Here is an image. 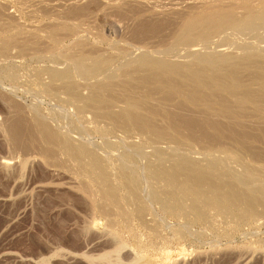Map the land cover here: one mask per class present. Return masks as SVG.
Here are the masks:
<instances>
[{"label":"rangeland","instance_id":"374dc122","mask_svg":"<svg viewBox=\"0 0 264 264\" xmlns=\"http://www.w3.org/2000/svg\"><path fill=\"white\" fill-rule=\"evenodd\" d=\"M262 2L0 0V24L4 25L0 27H5L0 28V264H264V23L257 30L246 32L226 27L224 29L227 30L214 32L215 35H210L212 37L206 41L191 40V44L178 45L173 48H176L174 51H169L165 45L172 43V37H169L173 36L171 32L179 28L190 14L207 13L209 8L224 7L235 12L237 17H242L249 9L246 7L248 3L251 8L260 11L259 8L264 5ZM54 28L58 32L55 38L51 34ZM9 39L14 41V46L10 43V48L5 44ZM162 39L163 42H160ZM193 51L198 56L212 54L217 57L224 53L236 57V61L243 66L239 77L245 82L237 97H244L245 102H237V98L231 96L235 94L227 91H219L218 95L222 100L219 102L227 105L228 109H221L225 106L219 102L198 107L185 97H170L166 101L164 97L170 94L169 89L163 88L165 93L169 92L164 96L162 88L151 84L140 85L136 81L134 90L138 93L133 88L132 92L137 97L140 93L141 96H152L150 108L156 106L153 108L157 109L159 105L162 113L171 116L170 112H175L182 121L184 119L178 123L183 134L177 133L176 137L158 139L150 134L145 135L137 128L133 129L134 126L131 128V125L114 123L110 117L98 116L100 113L96 108L88 104L86 106L89 107H84V102L81 104L78 101V104L71 99L72 93L84 99L86 96L87 99L92 92L95 93L94 88L98 83L118 82L110 92L103 91V95L109 94L107 98L116 100L112 110L119 113L126 107L124 97L128 91L123 93L126 89L121 85L127 80L126 75L137 74L139 78L144 73L146 76L152 72L149 68L150 72L147 68L134 71L133 62L146 56L152 57V60L156 57V60L193 64L197 59ZM251 52L254 54L250 56ZM81 53L89 55L90 59H107L110 64L91 78L82 76L68 58L69 54L79 56ZM262 62L263 66H260ZM244 63H251V66L248 65L251 68L244 66ZM128 69L133 72L127 74ZM53 70L65 72L66 76L57 80L52 77ZM128 81V84H133V80ZM71 83H75L78 90ZM69 84L72 88L74 86V90L68 88ZM136 84L146 88L136 89ZM150 85L161 94L152 91L153 87V94H150ZM148 88L149 91L145 90ZM153 96L155 98L152 100ZM256 98L260 100H254ZM179 99L181 102L182 99L183 102L186 100V104L182 106L183 102H177ZM218 99L215 97L214 101ZM223 99L227 100V104ZM161 100L164 105L160 104ZM175 102L181 103V108L177 105L179 107L176 109ZM149 103L145 108H149ZM189 114L193 116L190 120L195 125L207 120V126L201 124L205 127L202 128L189 122L194 129L192 131L184 118H188ZM173 115V119L180 120ZM37 116L62 137H67L75 145L84 146L102 159L107 168L102 167L101 170L109 171H106L110 174L107 175L108 184L114 185L115 193L118 192L115 199L121 208L116 203L111 205L107 199L110 205L105 203V184L99 183L102 182L99 169L78 166L82 164L56 146L53 148L57 150L52 149L56 151V157L52 151V155H44V145L46 149L47 144L39 136L35 140L31 138L38 133L37 125H34ZM20 119L22 125L19 124ZM155 120V125L164 126L166 123L162 116L159 119L155 117ZM175 121H172L173 124ZM207 122L211 123L209 127L210 123ZM12 126L15 130L19 129H16L18 126L26 130L32 126V129H28V135L25 130L24 135L22 127L21 131L13 132ZM7 130L14 133L12 138V132L10 134ZM32 130L37 133L30 134ZM18 133H22L21 138ZM17 134L20 139L18 142L16 136L15 144V140L10 139ZM25 136L31 137L27 139ZM188 137H193V140H187ZM178 138L180 145H177ZM209 144L215 146L211 152L207 151ZM182 158L197 162L206 171H211L212 164L215 165L212 182L224 186L221 191L226 195L223 200L227 202L223 201L219 207L211 206L201 201L202 198L180 196L177 190L175 193L179 195L177 201L180 203L169 200L167 192L173 193L174 188L166 179L154 178L150 172L154 168L170 170ZM126 174L129 177L133 174L138 176L139 199L133 197ZM244 178L247 180L243 181ZM99 189L103 190L102 193ZM232 189L235 190V193L232 192L235 197L231 201L227 194ZM153 191H157L161 197L154 198ZM103 194V197L100 196ZM193 200L198 201L202 215L199 208L198 211L193 209V205H196ZM174 204L176 211H173Z\"/></svg>","mask_w":264,"mask_h":264},{"label":"bare ground","instance_id":"6f19581e","mask_svg":"<svg viewBox=\"0 0 264 264\" xmlns=\"http://www.w3.org/2000/svg\"><path fill=\"white\" fill-rule=\"evenodd\" d=\"M59 1V0H58ZM113 1V0H112ZM122 1V0H121ZM263 0H261V2H262ZM77 2V1H76ZM80 2V1H79ZM113 3V2H112ZM115 3H117V2H115ZM262 3H264V1L262 2ZM1 4V3H0ZM77 4V3H76ZM80 4V3H79ZM176 4V3H175ZM174 4V6H176ZM249 4V3H248ZM247 4V6L246 5H244V6H246V7H248L249 9H247V12H246V14L245 13H243L242 14V17H237L236 15H235V12H232V11H228V10H226L224 7H222V8H219V7H212V8H209V11L207 12V13H202L201 14V12H198V13H194V15H192V14H190L189 16H186V17H188V18H186L185 20H184V22L182 23V24H180V26L179 25H177V26H179V28L177 29V28H174L175 30H173L172 32H171V35H173V36H169V37H172L171 38V42L172 43H169V44H165L166 45V47L169 49V51H170V49L171 50H173V48L174 47H178V45L180 46V45H182V44H184V45H188L189 43L188 42H190L191 40H195V42L196 41H206L208 38L210 39L211 37H209L210 35H215V33L214 32H217V31H221V30H227V29H224V28H226V27H229V28H231V29H234V30H237V31H245L246 32V30H257L258 29V27H262V24L264 23V5H262L263 6V8L261 7V8H259L260 9V11L259 10H257L256 8L254 9L253 7V9L249 6ZM111 5V4H110ZM153 5V4H152ZM173 5V4H172ZM180 5V4H179ZM8 6V5H7ZM243 6V5H242ZM76 7V6H75ZM172 7V6H171ZM259 7V6H258ZM257 7V8H258ZM68 8V7H67ZM174 8V7H173ZM230 8V7H229ZM232 8V7H231ZM242 8H244V7H242ZM151 9H152V7H151ZM158 9V8H157ZM164 9V8H163ZM222 9H225V11L224 10H222ZM69 10V9H68ZM72 10V9H71ZM75 10V9H74ZM73 10V11H74ZM159 10V9H158ZM206 10V9H205ZM204 10V11H205ZM262 10V11H261ZM84 11V10H83ZM83 11H82V13H83ZM233 11H235V10H233ZM4 12V11H3ZM72 12V11H71ZM74 12H76V11H74ZM73 12V13H74ZM85 12V11H84ZM79 13H80V10H79ZM0 14H1V11H0ZM196 14V15H195ZM245 14V15H244ZM71 15H73V14H71ZM76 15H78L79 16V14H77L76 13ZM76 15H75V17H76ZM81 15V14H80ZM146 23V22H145ZM144 23V24H145ZM155 23V22H154ZM141 24V23H140ZM1 25V24H0ZM9 25V24H8ZM64 25V24H63ZM66 25V24H65ZM143 25V24H142ZM149 25V24H148ZM147 25V26H148ZM155 25V24H154ZM264 25V24H263ZM1 26H4V25H1ZM68 26V25H67ZM66 26V27H67ZM153 26V25H152ZM168 26H169V24H168ZM56 27H58L59 28V26H56ZM61 27H62V25H61ZM65 26H63V28H64ZM65 27V28H66ZM73 27V26H72ZM71 27V28H72ZM145 27H146V24H145ZM155 27V26H154ZM175 27V26H174ZM260 27V28H261ZM1 28V27H0ZM3 28H5V27H3ZM3 28H1V29H3ZM69 28V27H68ZM75 28V27H74ZM139 28V27H138ZM137 28V29H138ZM259 28V29H260ZM51 29H53V28H51ZM56 29L57 28H54V30H52V32H51V34H52V36L55 38V37H57L56 35L58 34V32L56 31ZM136 29V30H137ZM230 29V30H231ZM61 30H62V28H61ZM68 30V29H67ZM71 30V29H70ZM69 30V31H70ZM72 30H73V28H72ZM139 30V29H138ZM177 30V31H176ZM233 30V31H234ZM51 31V30H50ZM65 31V30H64ZM140 31V30H139ZM176 31V33L175 34H173V32H175ZM223 31V32H224ZM65 32H67V31H65ZM136 32V31H135ZM134 32V33H135ZM138 32V31H137ZM222 32V33H223ZM57 33V34H56ZM140 33V32H139ZM20 34V33H19ZM50 34V33H49ZM153 34V33H152ZM217 34V33H216ZM220 34V33H219ZM18 35V34H17ZM23 35V34H22ZM60 35V34H59ZM58 35V36H59ZM139 35V34H138ZM51 36V35H50ZM162 36H164V35H162ZM17 37H13L12 39H16ZM53 38V39H54ZM61 37H59V39H60ZM163 38V37H162ZM164 38H165V36H164ZM163 38V39H164ZM19 39V38H18ZM58 39V40H59ZM163 39H162V41H160V42H163ZM10 40V39H9ZM8 40H6L5 41V44L6 45H8V48H10L9 47V45H10V43H13L14 41L12 40H10L9 42H7ZM16 41V40H15ZM19 41V40H18ZM57 41V40H56ZM55 41V42H56ZM165 42V41H164ZM3 43V42H2ZM19 43H20V41H19ZM27 42L25 41V45H27L26 44ZM33 43H35V42H33ZM188 43V44H187ZM160 44L161 43H159V46H160ZM190 44H191V42H190ZM3 45H4V43H3ZM2 45V46H3ZM23 45V44H22ZM30 45V44H29ZM31 45H32V43H31ZM13 46H14V43H13ZM18 46V45H17ZM33 46V45H32ZM32 46H28V47H32ZM34 46H35V44H34ZM146 46V45H145ZM148 46V45H147ZM162 46V45H161ZM4 47H5V45H4ZM4 47H1V49H3ZM23 47H24V45H23ZM21 47V49L22 50H24V51H26L24 48H27V46L26 47ZM144 47V46H143ZM153 47V46H152ZM165 47V48H166ZM192 47V46H191ZM194 47V50H195V46H193ZM163 48V47H162ZM164 48V49H165ZM166 48V49H167ZM175 48V49H176ZM190 48V47H189ZM196 48H197V46H196ZM52 49V48H51ZM147 49V48H146ZM174 49V50H175ZM198 49V48H197ZM4 50V49H3ZM27 50H28V48H27ZM149 50V49H148ZM173 50V51H174ZM188 50H191V49H188ZM192 50H193V48H192ZM224 50V49H223ZM5 52H6V50H4ZM51 51V50H50ZM164 51H166V50H164ZM10 52V51H9ZM162 52H163V49H162ZM167 52V51H166ZM165 52V53H166ZM172 52V51H171ZM171 52L169 53V54H171ZM195 51H193V55H197V52L196 53H194ZM2 54H3V52H1ZM187 53V52H186ZM189 53V52H188ZM191 53V52H190ZM248 53V52H247ZM257 53V52H256ZM256 53H255V57L257 56L256 55ZM144 54V53H143ZM151 54V53H150ZM192 54V53H191ZM250 54H254V53H249V55ZM262 54V53H261ZM78 55V54H77ZM152 55V54H151ZM166 55V54H165ZM196 55H195V58H197L196 60H195V63L193 62V64L191 63V64H185V63H176V62H170V60H168V59H165V60H161L160 58V60H158V58H157V60H156V57L154 58L153 57V59L154 60H152V57H146V56H144V57H142L140 60H138L137 62H133L132 63V66L134 65V71L135 70H138V69H140V70H142L143 68H147V70H148V68H149V70H151L152 72H151V74L149 73L148 75L146 74V76H145V73H144V75H142V76H144V77H139V78H137V74L135 75L134 74V76H136V78L132 75L131 76V74L129 73V72H133V70L132 71H130V69H128L129 71L127 72V74L128 75H126L128 78H127V80L125 81V80H123V81H125L124 83H122L121 85H122V87L123 88H125L126 89V91H124L123 90V93H125L126 94V92H127V94L125 95V97H124V100H125V104H126V107L125 108H122V111L121 112H119V113H115L113 110H112V104H113V102H115L116 100L114 99V98H107V96L109 95H103L104 94V92L103 91H106V93L107 92H110V89H113L114 88V84H115V82L112 84V82H110L109 81V83H108V81L105 83L104 82V84L103 83H98V84H96L95 85V88H94V86H93V88L94 89H96L95 90V93H93L92 91V93H91V95H93L92 97H91V95H89V97H87V99H86V96H85V99L84 98H82V96L80 95V97L78 96V95H75V93H74V95H73V93H72V98L71 99H74L75 101H77V103H78V101H81V104H83L82 102H84V107H89V106H86V104H88V105H91L92 106V108L94 109V108H96V110H97V113L99 114L100 113V115H98V116H102V117H104L105 116V118L106 117H110L111 119H112V121H114V123L116 122V123H121V124H126V126L127 125H131V128H132V126H134L133 127V129H136L137 128V130H139L140 132H142L143 134H145V135H149V136H151L152 135V137H156V138H169L170 139V137H172L173 138V136H175L177 133L179 134L181 131H180V128H178V125L180 124V122H183L184 121V119H183V117H182V119H183V121L180 119L181 117H179L177 114H175V112L174 113H172V112H170V114L169 115H173V114H175V115H173V116H178L179 117V119L180 120H177L176 118H172L171 116H168V115H166V114H164V113H162L161 111H163V110H159V105H158V108L156 109V108H153V107H156V106H152V108H150L151 107V104H152V102H151V104L149 103L150 102V97H152V96H150V95H144L143 94V96H141L142 95V93H140V96L139 97H137L136 95V93L135 92H137L138 93V91H135L134 90V83L137 81V83L139 82L140 83V85L141 84H143L144 86L145 85H149V84H151V85H156L155 87H159V88H162V90L161 89H159V90H161V92L163 91V88H167V89H169V92H170V94H169V92L167 91L165 94H164V96H166V94H169V95H167V97H164V98H167V100L166 99H163V100H166V101H169L168 100V98H170V99H172V98H174V99H176V98H178V97H180V98H186L187 99V101L188 102H190V103H192V104H194V105H198V107L200 106V105H207V106H211V105H216V104H218V102L221 100V97H219V95H218V92L219 91H227V93H230V94H235V95H231V96H234L235 98H237V102H239V103H243V102H245L244 101V97H237L238 96V91L240 90V88L241 87H243V86H245V82L244 81H242L241 80V78L239 77V73H240V71H241V68L243 67L242 66V63H239L238 61H236L237 59H235L236 57H234L233 55H224V53H223V55H218L217 57L215 56L214 57V55H210V54H207V55H200L199 54V56L197 55V57H196ZM210 55V56H209ZM247 55V57H248V59H249V55L248 54H246ZM258 55H259V53H258ZM264 55V54H263ZM263 55L261 56V57H263ZM66 56H67V54H66ZM65 56V57H66ZM69 56L70 57H68V58H70L71 59V62L73 63V66L75 67V69H77L78 70V72L82 75V76H85V77H90V76H95V75H97L98 73H100V71L109 63V61L107 60V59H104V58H91L90 59V56L89 55H86V54H83V53H81V54H79V56H76V54L75 55H73V54H69ZM237 56V55H236ZM251 56V55H250ZM254 56V55H253ZM165 57V56H164ZM244 57V56H243ZM242 57V58H243ZM163 59V58H162ZM170 59V58H169ZM244 59H246V57H244ZM256 59V58H255ZM262 59H264V58H262ZM252 60H254V59H252ZM257 60V59H256ZM133 61V60H132ZM196 61H197V63H196ZM258 61V60H257ZM245 62V61H244ZM248 62H253V61H247L246 63H248ZM71 63V64H72ZM246 63H244V64H246ZM251 63L250 64H246V65H244V66H248V65H250L251 66ZM259 64V62H256V61H254L253 62V64ZM110 64V63H109ZM135 64H137L136 66H135ZM253 64H252V67H254L253 66ZM131 65V63L130 64H128V66H130ZM123 66V65H122ZM128 66H127V68H128ZM250 66H248L249 68H251ZM260 66H263V62H262V64H260ZM136 67V68H135ZM245 68V67H244ZM153 69H155L156 71L154 72L153 71ZM69 70H70V68H69ZM124 70V69H123ZM122 70V72H124ZM139 70V71H140ZM54 71V70H53ZM53 71H52V73H53ZM71 71V70H70ZM144 71V70H143ZM63 72V71H62ZM65 72H63V73H61V72H56V71H54V75H52V77L54 76L55 78H58L57 80H59L60 78L62 79L63 78V76H66V73L64 74ZM102 73V72H101ZM136 73V72H135ZM74 74V73H73ZM124 74V73H123ZM68 76V75H67ZM109 76H111V75H109ZM122 76V75H121ZM53 77V78H54ZM116 77V76H115ZM124 77V76H123ZM65 78V77H64ZM91 78V77H90ZM87 79V78H86ZM126 79V78H125ZM133 80V84L131 83V84H128L129 83V81L128 80ZM56 80V79H55ZM118 80V79H117ZM119 81V80H118ZM122 81V82H123ZM94 82V81H93ZM142 82V83H141ZM76 83V82H75ZM75 83H71L72 85H74ZM118 82H116V84H117ZM55 84V83H54ZM115 84V85H116ZM119 84V83H118ZM121 85H120V87H121ZM130 85H132V86H130ZM149 86V88H150V92H151V87H153V86ZM91 86V85H90ZM136 89L139 87V85H137L136 84ZM65 87H67L66 85H65ZM75 87H76V84H75ZM121 87V88H122ZM262 87L264 88V81L262 82ZM68 88L70 89V88H72L71 87V85L69 84V86H68ZM73 88H74V86H73ZM72 88V89H73ZM77 88V87H76ZM76 88H75V90H76ZM79 88V87H78ZM78 88H77V90H78ZM92 88V89H93ZM132 88H133V90L135 91V92H132ZM139 88H146V87H139ZM138 88V89H139ZM149 88L148 89H145V90H148L149 91ZM154 88V87H153ZM152 88V89H153ZM71 89V90H72ZM156 89H158V88H156ZM56 90V89H55ZM66 90V89H65ZM74 90V89H73ZM72 90V91H73ZM143 90V89H142ZM141 90V91H142ZM144 90V91H145ZM155 90V88L152 90V91H154ZM158 90V91H159ZM165 90V89H164ZM112 91V90H111ZM249 91V90H248ZM56 92V91H55ZM74 92H76V94H79V93H77V91H74ZM132 92V93H131ZM140 92V91H139ZM143 92V91H142ZM155 93H160V92H157V91H154ZM71 93V92H70ZM129 93V94H128ZM136 94V95H135ZM147 94H149L148 92H147ZM150 94H153L152 92L150 93ZM161 94V93H160ZM249 94H251V91H249ZM57 95V94H56ZM123 95V94H122ZM139 95V94H138ZM171 95V96H170ZM172 95H175V96H172ZM71 96V95H70ZM158 96V95H157ZM182 96V97H181ZM111 97H114V96H111ZM123 97H122V99H123ZM141 97V98H140ZM160 97V96H159ZM219 98L218 100H215V101H217V102H215L214 101V98ZM89 98V99H88ZM116 98H118V97H116ZM121 98V97H120ZM155 97L153 96V98H152V100L154 99ZM224 99H225V97H223ZM70 99V98H69ZM68 99V100H69ZM119 99V98H118ZM117 99V100H118ZM223 99V100H224ZM64 100V99H63ZM163 100H161L162 101V103H160V104H162V105H164V103H163ZM213 100V101H212ZM254 100H260L259 98H256V99H254ZM71 101V100H70ZM166 101H165V103H166ZM171 101V100H170ZM177 101V100H176ZM186 101V100H185ZM183 102V99H182V102H183V104H182V106L184 105V104H186V102ZM222 101V100H221ZM220 101V102H221ZM227 100H224V102L227 104V102H226ZM159 102V101H158ZM177 102H181V100L179 99V101H177ZM177 102H175L176 104H174L175 106L174 107H176L177 105H179L180 106V108H181V103H177ZM187 102V103H188ZM219 102V104L220 105H224L225 107H223L222 106V108L221 109H228V106L227 105H225L223 102L222 103H220ZM147 103H149L150 104V106L148 105V109L147 108H145V107H147ZM155 103V102H154ZM236 103V102H235ZM79 104V103H78ZM156 104H158V103H156ZM169 104V103H168ZM115 105V104H114ZM154 105V104H153ZM170 105H171V103H170ZM91 106H90V108H91ZM178 106V107H179ZM83 107V106H82ZM83 107V108H84ZM161 107V106H160ZM178 107H176V109L178 108ZM191 107H192V105H191ZM197 107V108H198ZM155 109V110H154ZM87 110V109H86ZM165 110V109H164ZM93 111V110H92ZM95 111V110H94ZM93 111V112H94ZM99 111V112H98ZM167 111V110H166ZM223 111V110H222ZM169 112V111H168ZM162 113V114H161ZM192 115V114H191ZM97 116V117H98ZM159 116V117H158ZM163 117L164 118V122H166L165 124H164V126H160V124H158L157 123V125H155L156 124V120H155V117L156 118H160V117ZM38 117V116H37ZM190 114H189V116H188V118L187 117H184L185 118V121H188L187 123L186 122H184V123H186V124H188V126L191 124V123H193V122H191V117H192V119H193V116H191L190 118ZM195 117V116H194ZM173 119L174 121H175V119L177 120V121H175V123L173 124V120L171 121V119ZM18 119V118H17ZM187 119V120H186ZM35 120H36V118H35ZM160 120H162V119H160ZM20 121H21V119L19 120V124H20ZM34 121V120H33ZM159 121V120H158ZM193 121V120H192ZM195 121V120H194ZM198 121V120H197ZM205 121H207V120H205ZM204 121V122H205ZM18 122V121H17ZM15 123V124H18V123ZM154 122H155V124H154ZM164 122H162V123H164ZM189 122H191V123H189ZM203 121H202V123H200L199 125H198V123L196 124L197 126H200L201 124L203 125V126H205L204 124H206V122L204 123ZM34 123V122H33ZM179 123V124H178ZM195 123V122H194ZM193 123V125H195ZM207 123H210V122H207ZM185 124V125H186ZM14 125V124H13ZM20 125H22V123L20 124ZM34 125H37L36 127H37V132L35 131V130H32L31 131V133L30 134H32L33 132V134H36V136L34 137H31V136H28V138H32L33 140H35L34 138H36V139H38L39 137H41L42 139L41 140H43L46 144H47V147H49L48 149H47V147H46V149H45V146L46 145H44V152H45V154L44 155H52V153H51V151H52V149L53 150H57V149H54L53 148V146L55 147L56 146V148L58 147V148H61L63 151H65L67 154H69L70 156H72L73 157V159L75 158V160H77V161H79L82 165H78V166H86L87 168L88 167H90V168H92V169H99V171H101L99 174V176H100V178H101V181L102 182H99L100 184L101 183H104L105 185H103L104 186V191L102 190V189H99V190H101V193H102V191H103V193L105 194V197L106 198H104V200L106 201V199L107 200H109L110 201V203H111V205H113L112 203H116V199L115 198H117L118 196V192L117 193H115L116 192V190L114 189V185H113V187H112V185L111 184H108V174L106 173V171L103 169V170H101V168L103 167V168H107L106 167V165H104L103 164V162H102V159H99L98 157H96V155H94V153L93 152H91V151H89L87 148H84V146H81V145H75V144H73L72 142H70L68 139H67V137L66 138H64V137H62L63 135L62 134H59V133H57L55 130H52V128H50L47 124H46V122H44V120H42V119H40L39 117L37 118V121H35V124ZM159 125V126H158ZM182 125V124H181ZM184 125V124H183ZM195 125V126H196ZM202 125H201V127H202ZM211 125V123L210 124H208V127ZM215 125V124H214ZM25 127L24 128H27L26 126L27 125H24ZM180 126V125H179ZM194 126V127H195ZM206 126H207V124H206ZM20 127H22V126H18V127H16V129H18L19 131H21L20 129H22V128H20ZM190 127L193 129V126H191L190 125ZM9 128H10V126H9ZM15 127L14 126H12L11 127V130L13 129V132H14V129ZM22 129V130H24V135L26 134L25 132L27 131V134L26 135H28V129L29 128H31L32 129V126L31 127H29L27 130L26 129ZM130 128V130H132ZM189 128V127H188ZM190 128V129H191ZM202 128H205V127H202ZM207 128V127H206ZM33 129H35V127H33ZM18 130H15V131H17L18 132ZM26 130V131H25ZM8 131V130H7ZM10 131V130H9ZM9 131H8V133H9ZM191 131V130H190ZM190 131L188 132V133H190ZM192 131H194V129L192 130ZM191 131V132H192ZM11 132L12 131H10V134H11ZM12 132V134H11V138H12V136H13V133ZM36 132V133H35ZM139 132V133H140ZM19 134V137L21 138V135H22V133H21V135H20V133H18ZM18 134L17 135H15L14 136V138L13 139H10V140H15V138H16V136L18 137ZM141 134V133H140ZM177 134V135H178ZM180 134H183V132H181ZM23 135V136H24ZM195 135V134H194ZM39 136V137H38ZM180 136V135H179ZM189 136V135H188ZM190 136H192V133H191V135ZM18 137V142H19V138ZM26 138H27V136H25ZM176 137V136H175ZM174 137V138H175ZM184 138L186 137V136H183ZM193 137H195V136H193ZM193 137H191V138H193ZM27 138V139H28ZM151 138V137H150ZM149 138V139H150ZM156 138H155V140H156ZM171 138V139H172ZM191 138H187V140L188 139H191ZM196 138V137H195ZM71 139V138H70ZM152 139H154V138H152ZM151 139V140H152ZM17 140H15V144L17 143L16 141ZM33 140H31V141H33ZM178 140H179V138H178ZM178 140H176V142L178 141ZM191 140H193V139H191ZM42 141V142H43ZM148 141V140H147ZM174 141V140H173ZM29 142V141H28ZM34 142H36V141H34ZM34 142H32V144H35ZM44 142H43V144H44ZM146 142V141H145ZM144 142V143H145ZM175 142V141H174ZM183 142V141H182ZM191 142V141H190ZM195 142V141H194ZM14 143V142H13ZM29 143H31V142H29ZM156 143V142H155ZM178 143L179 144H177V145H180V140L178 141ZM20 144V143H19ZM77 144V143H76ZM153 144V143H152ZM192 144V143H191ZM176 145V146H177ZM215 145V144H214ZM15 146V145H14ZM137 146V145H136ZM207 146H209V147H207L208 149H207V151L208 152H211L213 149H214V147H213V145L212 146H210V144L209 145H207ZM52 147V148H51ZM179 147H181V146H179ZM51 148V149H50ZM134 148H136V147H134ZM177 148H178V146H177ZM60 149V150H61ZM137 149V148H136ZM224 149V148H223ZM59 149H58V151H60ZM139 150V149H138ZM142 150V149H141ZM179 150V149H178ZM57 151V152H58ZM52 152H54V151H52ZM56 152V151H55ZM53 153L54 155L56 154V153ZM62 152V151H61ZM64 152V153H65ZM136 152V151H135ZM59 153V152H58ZM65 153V154H66ZM159 153H160V151H159ZM162 154V153H161ZM54 155H53V157H54ZM158 156V155H157ZM182 156V155H181ZM52 157V156H51ZM53 157H52V159H53ZM55 157H56V155H55ZM71 157V158H72ZM48 158H50V157H48ZM185 158V157H184ZM184 158H182L181 160H179V162L177 163V164H175V166H173V167H171L170 168V170L168 169V170H166V168H157V169H152L151 170V176L152 177H160L161 179L163 178V179H166V181L171 185V187H173L174 188V190H173V193H170V192H167L169 195H168V198H169V200L171 199V200H175L174 202H178V203H180L179 201H177L178 199V197H179V195L180 196H192V197H195V199L196 198H199V200L201 199V201L202 200H204L203 202H205L206 204H208V205H211V206H216V207H219L220 205H222L224 202H227V201H224L225 200V194L224 193H222V189H224V186L223 185H217V184H215V183H213L212 182V176H213V172L215 171V169H216V167H215V165H213L212 164V168H211V171H206V170H204V169H202V168H200L199 167V164L197 165V162L196 163H194V162H190L191 160H187V158L186 159H184ZM72 159V160H73ZM87 159H90L89 161H87ZM56 160V159H55ZM54 160V161H55ZM79 163V164H80ZM88 165V166H87ZM105 167H104V166ZM156 166V165H155ZM160 166V165H159ZM172 166V165H171ZM162 167V166H161ZM85 168V167H84ZM83 168V169H84ZM159 169V170H158ZM80 170H81V168H80ZM85 170V169H84ZM87 170H89V169H87ZM83 171V170H82ZM92 171H94V170H92ZM96 171V170H95ZM98 171V170H97ZM98 171V172H99ZM84 172V171H83ZM85 172H87V171H85ZM91 172V171H90ZM90 172H88V173H90ZM98 172H95V173H97V175H98ZM107 172H109V171H107ZM87 174V173H86ZM92 174H93V172H92ZM91 174V175H92ZM96 175V174H95ZM110 175V174H109ZM127 175V174H126ZM124 176V175H123ZM128 176V175H127ZM97 177V176H96ZM94 178V177H93ZM156 178V179H157ZM97 179H99V178H97ZM94 180H96V179H94ZM100 180V179H99ZM126 180V179H125ZM160 180V179H159ZM247 179L246 178H244L243 179V181H246ZM138 181H139V179H138V176L136 175V174H133L132 176L130 175V177L128 176L127 177V185H128V183H129V185H128V187H130L129 189L131 190V193H132V195H133V197L134 196H136V198L138 197ZM110 182V181H109ZM98 183V182H97ZM126 184V183H125ZM102 185V184H101ZM109 185V186H108ZM100 187V186H99ZM116 187V186H115ZM193 187V188H192ZM173 188H171V189H173ZM233 188V187H232ZM152 190V189H151ZM179 191L178 192V194L179 193H181V194H177V193H175V191ZM176 191V192H177ZM235 190L234 189H232V191L230 192V194H227V195H229V198L231 199V201H232V199L235 197V195H233L232 194V192H234ZM130 193V192H129ZM153 193H154V191H153ZM153 193H152V195H153ZM235 193V192H234ZM104 194L103 195H100V196H104ZM117 196V197H116ZM161 196H160V194L159 193H157V191L154 193V198H160ZM175 197H176V199H175ZM163 198V197H162ZM162 198H161V200H162ZM229 198L228 197H226V199H228V201H229ZM103 199V198H102ZM119 199V198H118ZM135 199V198H134ZM137 199H139V197L137 198ZM224 199V200H223ZM136 200V199H135ZM109 201H108V203H107V201L105 202L106 204H109ZM194 201V200H193ZM224 201V202H223ZM169 202V201H168ZM196 201H194V204H196V205H193L194 207H193V209L195 208V209H197V210H195V211H198V208H199V210L201 209V206H199V204L196 202ZM119 203V202H118ZM118 203H116L115 205H117ZM177 203V207H178V204ZM200 203V202H199ZM120 204V203H119ZM119 204H118V207L119 208H121L120 206H119ZM182 204V203H181ZM202 204V203H201ZM200 204V205H201ZM110 205V204H109ZM169 205L170 204H168L167 203V206L169 207ZM205 205V204H204ZM174 206H175V204H174ZM174 206H172V207H174ZM176 206L174 207V209H173V211L175 210V208H176ZM199 206V207H198ZM172 207H170V208H172ZM115 208H117V207H115ZM118 208V209H119ZM167 208V207H166ZM180 207H178V209H179ZM186 208V207H185ZM120 211V210H119ZM121 211H123L122 209H121ZM176 211V210H175ZM201 211L202 210H200V213H201ZM183 213V212H182ZM249 214V213H248ZM125 215V213L123 212V216ZM201 215H202V213H201ZM127 217V216H126Z\"/></svg>","mask_w":264,"mask_h":264}]
</instances>
